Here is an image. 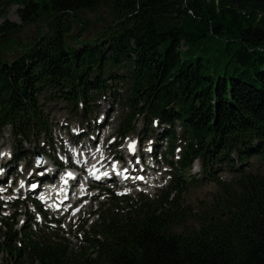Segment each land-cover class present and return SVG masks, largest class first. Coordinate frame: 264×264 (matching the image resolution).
Returning a JSON list of instances; mask_svg holds the SVG:
<instances>
[{"label": "trees", "instance_id": "trees-1", "mask_svg": "<svg viewBox=\"0 0 264 264\" xmlns=\"http://www.w3.org/2000/svg\"><path fill=\"white\" fill-rule=\"evenodd\" d=\"M11 4L21 24H0V137L11 130L15 163L22 142L47 132V94L86 114L122 87L131 120L120 133L135 131L139 115L156 121L167 146L154 156L174 170L169 189L129 210L108 189L111 206L78 249L3 220L0 249L12 264H264V0H0V15ZM101 9L111 18L101 34L70 44L74 25H87L82 14ZM29 24L42 31L17 48ZM8 48L23 52L10 61ZM205 180L218 195L195 223L184 197Z\"/></svg>", "mask_w": 264, "mask_h": 264}, {"label": "rangeland", "instance_id": "rangeland-1", "mask_svg": "<svg viewBox=\"0 0 264 264\" xmlns=\"http://www.w3.org/2000/svg\"><path fill=\"white\" fill-rule=\"evenodd\" d=\"M19 8L20 5L14 4L6 8V12H2L0 15V24L5 21L21 24ZM82 18L87 25L85 26L84 23L79 22L74 25L68 38V42L72 45L76 44L75 38L73 39L74 35L78 36L77 40L83 38L88 41L96 38L101 34L104 25L111 19L109 13L104 9L98 12H85L82 14ZM41 31L42 27L38 24L25 25L21 32L14 36L13 40L17 42V48L30 45L36 42ZM12 43H6V46L8 44V47H11ZM22 52V50L12 52L8 48V50L4 51L2 57L12 61L20 56ZM117 92L118 95L113 97L110 96V93L103 95L100 100L93 103L92 112L86 114H84V107L81 103L77 108L64 100L55 98L51 94L45 96V99H43V110L47 120V132L41 131L39 135H35L29 141L22 142L23 153L26 156L15 165L12 177L9 178L11 171L0 175V182L14 179L12 188L9 185L4 188L0 187V201L3 203L2 207L5 208V211L0 214V242L4 240V235L7 231L2 221L7 220L10 224L15 223V229H17L18 233H21L24 226H26V234H30L34 238L62 237L67 239L68 247L78 249L80 245H85V242H83L85 235L91 234L93 232L92 228L96 229L95 223L98 222L102 212L111 206L106 190L110 189L120 199L119 205L129 210L132 204L144 196L151 197L157 189L158 191L169 189L174 177V170L167 163V159L170 158L160 157L159 159V157L151 155L148 151L149 147L156 144L160 145L161 151L165 150L167 144L161 139L164 136V129L158 128L156 121L151 126V123L144 120L143 115H139L131 121L136 124V130L129 135L130 138H124L120 133V128L125 121V117L131 120V114L127 102L122 103V99L127 95L126 89L118 87ZM88 129L92 130L88 131ZM1 136L0 159L4 154H8V158L5 159L8 162L15 161L16 140L11 134V130L7 128ZM129 139H138L141 142L148 141L144 143V148L139 151L144 163L134 167L133 171L131 170L133 172L132 176H135L140 182L137 185L138 187L135 184H131L135 186L119 187L113 182H94V193L98 194V196L96 198L91 197V199L90 197L86 198L68 211L74 200L73 195L81 194L77 193L79 185H81V182H85L86 178L92 173L90 170V164L94 161L92 159L87 165L77 168L80 175L71 188L73 195H70L69 201L63 204L60 211L44 212L45 218L43 215L42 217L45 221L43 223L39 222L37 198L28 189L29 182L35 180L31 179V176L35 174L37 176L41 175L43 172L48 171L49 168H53L55 170L53 188L56 185H60V181L66 176L63 168L68 163V156L64 152H69L71 144L76 145L80 150L82 145L89 146L81 151L82 156L86 155L84 154L86 150L96 151L100 149L107 151V154L111 155L109 167L113 168V173H116L117 166H114V163L119 164L118 158L127 155L128 145L126 143ZM36 151L40 153L41 163L38 160ZM75 155L76 153L72 151V156L74 157ZM200 168V162H196L189 175L197 178ZM98 174L100 175V172ZM222 177L229 179L230 176L223 174ZM190 180L191 177L188 178V181ZM204 182L191 183L184 197L185 206L190 207L191 211H193L194 217H192L191 221L195 223L198 222V217L204 216L214 205L218 195L216 183L207 180ZM5 189H8V195L5 194ZM141 189H144V192ZM126 196L130 198L129 202L125 199ZM10 198L12 200L15 199V203L7 202ZM55 199L58 200L60 197L55 195L49 204L56 203ZM132 200L134 201L132 202ZM59 219H61L62 223H55ZM51 220L54 223H51ZM13 259L4 249H0V264H12Z\"/></svg>", "mask_w": 264, "mask_h": 264}, {"label": "bare ground", "instance_id": "bare-ground-1", "mask_svg": "<svg viewBox=\"0 0 264 264\" xmlns=\"http://www.w3.org/2000/svg\"><path fill=\"white\" fill-rule=\"evenodd\" d=\"M92 129H88V131H91ZM89 146H85V145H82L81 146V150L79 152V155L77 154L76 156H74L73 158V161L76 163V165L78 167H83L85 165H87V163H89L90 160H94L92 162V164H90V170L95 172L96 175L98 176L99 172H100V176L104 175L107 171H108V174L107 176L104 177L105 180H109V181H112L114 179V173L113 171L108 168L109 167V164L111 163L110 162V159H111V155L110 154H107V151H90V150H86V152L84 154L86 155H81V151L83 149H87ZM112 151V150H111ZM3 158H8V154L7 155H4ZM1 158V160L3 159ZM102 172V173H101ZM48 175H51V176H54L55 175V170L49 168L48 171L46 172H43L41 174L42 178H46ZM37 174H35L34 176H31L32 178L31 179H34V177L36 178ZM40 176V178H41ZM68 180V177L66 178H63V181L61 182L60 185H56L54 188L52 187L49 191H48V196H52V199H54L55 195L59 196L60 199H62V201L65 202V198H66V192L69 190L71 193V188L74 186L75 184V181L78 180V179H74L71 181V186H65V181ZM136 181H132V180H128L125 182L126 185H131L133 183H135ZM31 192H34V190H30ZM51 199V200H52ZM54 205H58L59 206V202L57 201L56 203H54Z\"/></svg>", "mask_w": 264, "mask_h": 264}, {"label": "water", "instance_id": "water-1", "mask_svg": "<svg viewBox=\"0 0 264 264\" xmlns=\"http://www.w3.org/2000/svg\"><path fill=\"white\" fill-rule=\"evenodd\" d=\"M36 153H37V155H38V160H39V161H40V163H41L42 159H41L40 153H39V152H37V151H36Z\"/></svg>", "mask_w": 264, "mask_h": 264}]
</instances>
